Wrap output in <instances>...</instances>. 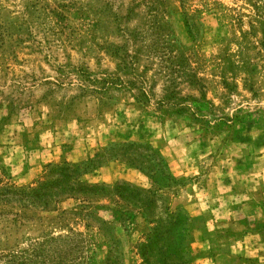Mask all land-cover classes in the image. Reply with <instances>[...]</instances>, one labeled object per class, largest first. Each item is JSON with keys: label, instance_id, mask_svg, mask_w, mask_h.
Listing matches in <instances>:
<instances>
[{"label": "rangeland", "instance_id": "rangeland-1", "mask_svg": "<svg viewBox=\"0 0 264 264\" xmlns=\"http://www.w3.org/2000/svg\"><path fill=\"white\" fill-rule=\"evenodd\" d=\"M0 264H264V0H0Z\"/></svg>", "mask_w": 264, "mask_h": 264}]
</instances>
